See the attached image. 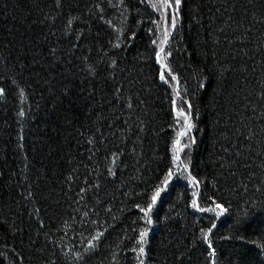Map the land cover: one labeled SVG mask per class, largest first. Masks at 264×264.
<instances>
[{
	"label": "trees",
	"instance_id": "16d2710c",
	"mask_svg": "<svg viewBox=\"0 0 264 264\" xmlns=\"http://www.w3.org/2000/svg\"><path fill=\"white\" fill-rule=\"evenodd\" d=\"M154 3L0 0V264H210L212 224L216 264H264V0H182L161 53L176 81ZM181 97L190 175L146 214Z\"/></svg>",
	"mask_w": 264,
	"mask_h": 264
},
{
	"label": "snow or ice",
	"instance_id": "6c2138e0",
	"mask_svg": "<svg viewBox=\"0 0 264 264\" xmlns=\"http://www.w3.org/2000/svg\"><path fill=\"white\" fill-rule=\"evenodd\" d=\"M181 4H182V0H161L160 4L154 3L152 5L154 9H156L158 12L161 13L160 21L153 22L154 24H156L157 30L158 31L160 30L161 23L165 25L163 29V39L160 41L158 50H154V58L157 62L162 63L165 58V57H162L161 53H165L166 51L165 45L168 44L169 42L170 33L168 30V25L170 24V27L172 29L176 28V24H177L176 11L179 10ZM133 35H135V33H133ZM117 39H119V37H117ZM152 43L155 45L157 41L153 40ZM171 55H172L171 50H168L166 52V56L170 57ZM111 64L113 67H116L117 61L113 59L111 61ZM162 67L169 73L168 79L172 81L177 80V76L173 74L172 69L168 66V64L162 63ZM87 70L89 74H95L96 72L95 65L89 64L87 66ZM160 79L161 80L166 79L164 72L160 73ZM20 91H21V94H23V89H21ZM4 92H5V89L3 87H0V94H3ZM176 95H179V93L177 92ZM180 102H181V106L177 108L176 107L177 101L175 99L172 100L173 110L176 112L175 125L177 126L175 137L173 138L172 143H171L170 164L172 166L168 167L167 170L164 171L161 174V176L158 178L159 183L153 188L148 202L143 207L140 204L135 205L136 208H138L141 212L146 213V214L152 212L154 205L157 204V201L161 195V192L173 181L174 178L179 179L180 177L184 176L186 172H188L190 175L189 164L183 162L180 153H182L185 148L190 147L191 143H194V138L189 134V130L193 128L194 126L192 123L193 104L190 101L185 100L183 97L180 98ZM129 107H131V105H129ZM19 115L23 116L24 111L21 110ZM184 137H187V142L182 141V138ZM116 155L117 153L113 154L114 157ZM109 172L112 175L115 174V173H111V170H109ZM191 179L193 180V182H196V177L192 176ZM208 201L212 205L211 207H208L206 209L208 212H214L218 215L221 212L227 211V209L224 208V205L222 202H217L211 197L208 198ZM192 206L198 207L195 199L192 201ZM201 210L203 211L205 209H201ZM145 219L147 220L148 223H152V219L150 216L146 215ZM215 227L216 225L212 224L207 228V230L201 229L203 240L207 242V245H208L209 256L207 259L210 261V264H216V261L213 259V257L215 256V248L213 247L209 239V236L213 232V229ZM147 234H148L147 229H144L139 233L138 251L140 253L145 252L144 244L146 243L145 237L147 236ZM99 235H102V233L98 234V236L96 237H93V239L98 240ZM75 260L78 261L79 264H88V259L85 258L83 253L78 252L76 254ZM140 264H144L143 259H140Z\"/></svg>",
	"mask_w": 264,
	"mask_h": 264
}]
</instances>
